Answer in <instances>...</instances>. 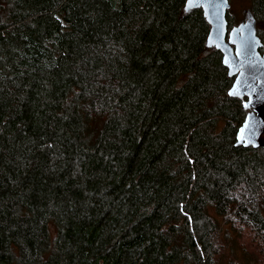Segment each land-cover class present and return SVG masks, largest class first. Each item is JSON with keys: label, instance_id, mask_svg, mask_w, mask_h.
<instances>
[{"label": "trees", "instance_id": "1", "mask_svg": "<svg viewBox=\"0 0 264 264\" xmlns=\"http://www.w3.org/2000/svg\"><path fill=\"white\" fill-rule=\"evenodd\" d=\"M185 2L0 0V264H258L264 147Z\"/></svg>", "mask_w": 264, "mask_h": 264}, {"label": "water", "instance_id": "2", "mask_svg": "<svg viewBox=\"0 0 264 264\" xmlns=\"http://www.w3.org/2000/svg\"><path fill=\"white\" fill-rule=\"evenodd\" d=\"M215 4L217 7L209 9L208 11L211 14L206 16V9L203 6L204 0H192L191 5L186 0L184 12L190 13L198 8L203 10V14L210 25L206 46L221 51L223 64L228 68L229 76L234 77L230 89L237 84L238 80L241 81L240 89L243 95H231L230 89L228 94L241 99L243 102H251L248 108L243 106L247 110L246 116L249 113H253L256 119L264 120V53L260 49L263 46V41L257 32L255 17L251 11H247L245 20L230 27L228 20V10L231 6L230 0H215ZM242 24L246 26V30L243 32L239 30V26ZM233 29H237V32L233 33ZM234 40L236 41L235 43ZM245 41L249 45L246 49V55L237 56L236 49ZM226 57L229 60L227 64L225 63ZM249 60L253 61V63L249 64ZM241 62L244 64L243 75L237 71ZM243 123L238 128L235 144L245 147H264V134H258L253 138V142L249 143H244L239 139V131ZM260 132L264 133V126L261 127Z\"/></svg>", "mask_w": 264, "mask_h": 264}, {"label": "snow or ice", "instance_id": "3", "mask_svg": "<svg viewBox=\"0 0 264 264\" xmlns=\"http://www.w3.org/2000/svg\"><path fill=\"white\" fill-rule=\"evenodd\" d=\"M188 4L191 5L192 4V0H188ZM206 9V12H205V15L208 16L210 15V11H208L209 9L211 8H216L217 5L215 4V0H204V5H203ZM239 30L241 32L245 31L246 30V26L245 25H240L239 26ZM233 33H236L237 32V29H233L232 30ZM236 41L234 40V43ZM249 47L247 41L245 42H242L241 43V46L238 47L236 49V54L237 56H244L246 55V49ZM225 63H229V60L228 58L226 57L225 58ZM253 61L249 60V64H252ZM233 66H235L233 64ZM237 71L243 75L244 74V64L243 62H241L240 64V67L237 69ZM240 84H241V81H237V84L233 86L232 89H230V94L231 95H237V96H242L243 95V92L242 90L240 89ZM250 101H244L243 102V106L245 108H248L250 106ZM264 126V120H259V119H256L255 115L253 113H249L247 116H246V119L243 123V126L240 128V131H239V139L241 141H243L244 143H249V142H253V138L256 137L258 134H264V133H261L260 132V129L261 127Z\"/></svg>", "mask_w": 264, "mask_h": 264}, {"label": "rangeland", "instance_id": "4", "mask_svg": "<svg viewBox=\"0 0 264 264\" xmlns=\"http://www.w3.org/2000/svg\"><path fill=\"white\" fill-rule=\"evenodd\" d=\"M231 6L228 10V20L230 27L233 24H238L241 21L245 20L246 17V8L248 7L247 0H230ZM247 241L251 240V235L247 236ZM255 243H258L257 237H255ZM261 247L257 249V254L254 257V260H258V264H264V252L261 251ZM255 262V261H254ZM254 264V263H253Z\"/></svg>", "mask_w": 264, "mask_h": 264}]
</instances>
